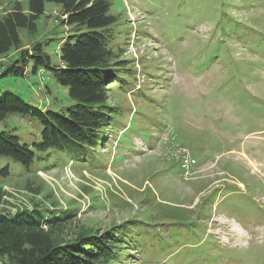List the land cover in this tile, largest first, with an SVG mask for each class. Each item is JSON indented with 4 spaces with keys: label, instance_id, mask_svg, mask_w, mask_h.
<instances>
[{
    "label": "rangeland",
    "instance_id": "obj_1",
    "mask_svg": "<svg viewBox=\"0 0 264 264\" xmlns=\"http://www.w3.org/2000/svg\"><path fill=\"white\" fill-rule=\"evenodd\" d=\"M109 1L111 47L128 71L108 85L117 113L107 141L88 161L52 152L28 171L0 157L10 166L0 214L65 217L53 230L60 242L138 224L143 251L120 264H264V0ZM15 2L27 12L28 0H0V17ZM63 18L47 3L0 71L34 41L65 34ZM0 85L44 109L73 102L48 74ZM0 130L39 140L36 119L10 114ZM191 248L215 259L193 260Z\"/></svg>",
    "mask_w": 264,
    "mask_h": 264
},
{
    "label": "trees",
    "instance_id": "obj_2",
    "mask_svg": "<svg viewBox=\"0 0 264 264\" xmlns=\"http://www.w3.org/2000/svg\"><path fill=\"white\" fill-rule=\"evenodd\" d=\"M47 3L60 7L64 16L61 22L68 26L67 32L34 41L0 71V77L48 74L67 87L73 101L62 108L44 109L0 85V120L14 114L36 119L40 126L39 140L31 144L21 142L12 131L0 130V157L20 164L27 171L38 162L47 161L52 152L71 160L88 161L90 150L107 141L105 132L112 130L117 113L115 106L107 103L108 85L123 82L121 74L128 71L125 68L128 64L118 59L111 47L117 17L110 12L109 0H28L27 12L15 2L0 17V55L18 47L20 30L35 32ZM53 47L57 62L52 61L48 52ZM212 51H216L214 46ZM9 172L8 164L0 167V203L1 182L9 177ZM63 219L35 209L15 215L0 214V260L5 264H120L131 250L138 254L143 251L145 232L137 230L138 224L114 226L100 234L78 233L72 240L60 242L53 230ZM44 225L48 227L45 229ZM194 237L196 241H192L198 244L199 237ZM160 240L155 242L160 244ZM191 249L193 260H205V256L215 259L209 254L202 257V248ZM220 259L221 263L228 261L226 255Z\"/></svg>",
    "mask_w": 264,
    "mask_h": 264
},
{
    "label": "built area",
    "instance_id": "obj_3",
    "mask_svg": "<svg viewBox=\"0 0 264 264\" xmlns=\"http://www.w3.org/2000/svg\"><path fill=\"white\" fill-rule=\"evenodd\" d=\"M187 159V158H186ZM184 160L185 161V163L187 162V166H191L193 163H192V160L191 159H189V160Z\"/></svg>",
    "mask_w": 264,
    "mask_h": 264
}]
</instances>
